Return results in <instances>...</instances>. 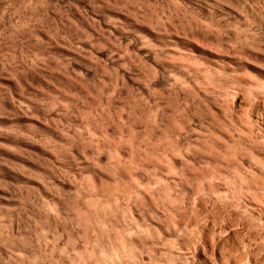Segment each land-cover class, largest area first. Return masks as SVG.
<instances>
[{
	"label": "rangeland",
	"instance_id": "rangeland-1",
	"mask_svg": "<svg viewBox=\"0 0 264 264\" xmlns=\"http://www.w3.org/2000/svg\"><path fill=\"white\" fill-rule=\"evenodd\" d=\"M0 264H264V0H0Z\"/></svg>",
	"mask_w": 264,
	"mask_h": 264
}]
</instances>
